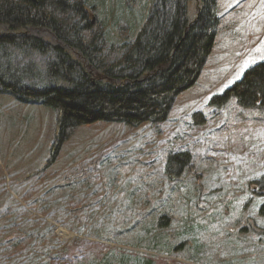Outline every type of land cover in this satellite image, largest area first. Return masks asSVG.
<instances>
[{"label": "rangeland", "instance_id": "374dc122", "mask_svg": "<svg viewBox=\"0 0 264 264\" xmlns=\"http://www.w3.org/2000/svg\"><path fill=\"white\" fill-rule=\"evenodd\" d=\"M154 1L90 0V17L110 48ZM216 11L214 50L164 122L80 126L48 165L53 110L0 94V264H264V111L210 104L264 62V0ZM15 53L45 68L46 56ZM184 151L194 172L172 178L167 158Z\"/></svg>", "mask_w": 264, "mask_h": 264}, {"label": "trees", "instance_id": "16d2710c", "mask_svg": "<svg viewBox=\"0 0 264 264\" xmlns=\"http://www.w3.org/2000/svg\"><path fill=\"white\" fill-rule=\"evenodd\" d=\"M89 1L0 0V94L53 110L57 129L48 165L80 126L166 121L175 98L198 81L216 44L217 0H155L135 34L110 48L109 33L92 22L95 6ZM15 51L46 56L45 68L19 60ZM232 98L264 111V62L210 104L221 107ZM193 119L204 121L200 112ZM191 160L186 151L170 154L165 170L183 177L194 172ZM256 183L263 187L264 176ZM258 213L264 217V200ZM169 216H160L158 225H168Z\"/></svg>", "mask_w": 264, "mask_h": 264}, {"label": "bare ground", "instance_id": "6f19581e", "mask_svg": "<svg viewBox=\"0 0 264 264\" xmlns=\"http://www.w3.org/2000/svg\"><path fill=\"white\" fill-rule=\"evenodd\" d=\"M64 237H66V236H71V234H69V233H67V232H65V231H63V230H60L59 231Z\"/></svg>", "mask_w": 264, "mask_h": 264}, {"label": "water", "instance_id": "95a60500", "mask_svg": "<svg viewBox=\"0 0 264 264\" xmlns=\"http://www.w3.org/2000/svg\"><path fill=\"white\" fill-rule=\"evenodd\" d=\"M33 1H37V0H33Z\"/></svg>", "mask_w": 264, "mask_h": 264}]
</instances>
